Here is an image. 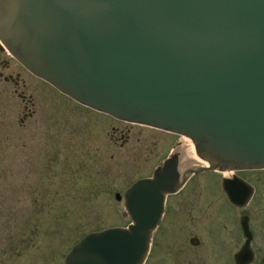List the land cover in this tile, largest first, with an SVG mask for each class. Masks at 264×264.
<instances>
[{"label":"water","instance_id":"water-1","mask_svg":"<svg viewBox=\"0 0 264 264\" xmlns=\"http://www.w3.org/2000/svg\"><path fill=\"white\" fill-rule=\"evenodd\" d=\"M0 46L80 105L188 138L202 161L174 146L114 194L129 222L84 233L62 264H142L191 175L264 169V0H0ZM221 189L238 208L252 195L234 173ZM247 221L236 264L250 259Z\"/></svg>","mask_w":264,"mask_h":264},{"label":"rangeland","instance_id":"rangeland-1","mask_svg":"<svg viewBox=\"0 0 264 264\" xmlns=\"http://www.w3.org/2000/svg\"><path fill=\"white\" fill-rule=\"evenodd\" d=\"M52 94L48 97L58 98ZM47 104L44 117L24 126L15 117L18 102L1 108L0 264H62L65 252L84 233L126 225L129 219L114 194L149 176L180 140L159 129L110 120L72 102ZM111 125L128 139L122 144L110 140L119 135ZM236 174L254 188L241 209L222 198L217 171L191 175L179 194L200 198V210L206 213L197 221L219 226L215 222L223 215L229 233L236 228L229 217L248 216L252 245L262 255L264 169Z\"/></svg>","mask_w":264,"mask_h":264},{"label":"flooded vegetation","instance_id":"flooded-vegetation-1","mask_svg":"<svg viewBox=\"0 0 264 264\" xmlns=\"http://www.w3.org/2000/svg\"><path fill=\"white\" fill-rule=\"evenodd\" d=\"M52 93L58 98H49L48 95ZM16 102L19 103V109L18 111L15 110V117L20 126H24L25 123L33 120L35 117L38 119L39 117L40 119L44 117L49 107L47 106V102H72L75 105L86 108L88 111L102 114L110 120L124 122L76 103V101L60 93L44 80L34 76L19 64L7 50L0 46V119L1 108H11L15 106ZM110 128L112 132L119 134L114 138L109 136L110 140L114 141V139H118L122 144L128 139V135H124L117 127L111 125ZM178 139L180 140L175 143V146L182 144L181 148L185 149L187 145L185 140L182 136H178ZM251 171L257 170L237 172ZM217 172L221 174L220 191L222 198L225 199L231 208L241 209L230 204L225 198L221 189V179L225 176L222 172ZM237 172L233 173L252 187L253 195V186L244 178L237 175ZM188 182H191L190 177L176 193L165 197L162 215L154 231L151 233L149 250L142 264H236L235 257L237 256L240 263L244 262L247 253L241 257L240 251L244 242V236L240 228L239 219L241 215L245 214H240L237 218L229 217L236 224L233 233L228 232L223 222L225 219L223 215L215 222L219 226L211 227L208 226L210 224L208 222L197 221L198 218L201 219L206 213L200 210V198L194 195L179 194ZM184 219L186 220L184 221ZM247 219L251 240L248 243L250 259L246 264H259L260 260L264 259V254L258 255V249L252 245L254 238L249 228L248 216ZM194 224H202V226L194 227ZM240 237H242V241H240Z\"/></svg>","mask_w":264,"mask_h":264},{"label":"bare ground","instance_id":"bare-ground-1","mask_svg":"<svg viewBox=\"0 0 264 264\" xmlns=\"http://www.w3.org/2000/svg\"><path fill=\"white\" fill-rule=\"evenodd\" d=\"M182 138L185 140L186 142V146H185V149L184 148H181L182 149V153H181V159L184 161L186 160H191L192 162L194 163H201L202 161H200L195 155H194V152H193V147H192V144L190 142V140L186 137H183ZM185 154V155H184ZM223 175L224 176H230L231 174H233V171H222Z\"/></svg>","mask_w":264,"mask_h":264}]
</instances>
